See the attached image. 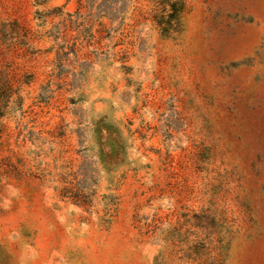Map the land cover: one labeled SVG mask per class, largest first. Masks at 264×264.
<instances>
[{
	"label": "rangeland",
	"instance_id": "1",
	"mask_svg": "<svg viewBox=\"0 0 264 264\" xmlns=\"http://www.w3.org/2000/svg\"><path fill=\"white\" fill-rule=\"evenodd\" d=\"M0 264H264V0H0Z\"/></svg>",
	"mask_w": 264,
	"mask_h": 264
}]
</instances>
